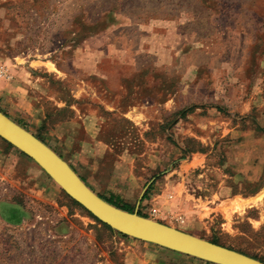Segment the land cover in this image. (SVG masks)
<instances>
[{
    "label": "rangeland",
    "instance_id": "obj_1",
    "mask_svg": "<svg viewBox=\"0 0 264 264\" xmlns=\"http://www.w3.org/2000/svg\"><path fill=\"white\" fill-rule=\"evenodd\" d=\"M0 69L96 196L264 261V0H0ZM116 233L0 140V264H211Z\"/></svg>",
    "mask_w": 264,
    "mask_h": 264
},
{
    "label": "water",
    "instance_id": "obj_2",
    "mask_svg": "<svg viewBox=\"0 0 264 264\" xmlns=\"http://www.w3.org/2000/svg\"><path fill=\"white\" fill-rule=\"evenodd\" d=\"M0 139L31 159L61 191L111 230L211 264H264L183 231L120 210L96 196L48 146L0 112Z\"/></svg>",
    "mask_w": 264,
    "mask_h": 264
},
{
    "label": "trees",
    "instance_id": "obj_3",
    "mask_svg": "<svg viewBox=\"0 0 264 264\" xmlns=\"http://www.w3.org/2000/svg\"><path fill=\"white\" fill-rule=\"evenodd\" d=\"M34 137L37 138L36 136H34ZM37 139L39 140V138H37ZM0 140H1V142H3V144H5L7 147H9V148H13L11 145H9L8 143H6V142L3 141L2 139H0ZM70 168H71V167H70ZM71 169H72V168H71ZM79 179H80V178H79ZM80 180H81V179H80ZM81 181H82V180H81ZM82 182H83V181H82ZM98 197H99V196H98ZM99 198L102 199L101 197H99ZM143 198H144V195H143ZM143 198H141V200H142ZM102 200L105 201L106 203H108V204H110V205H112V206H114V207L120 209V210L126 211V212H128V213H132V212H133V210L130 209V208H127V207H124V206H117L116 204L110 202L109 200H104V199H102ZM72 202H73L75 205L81 207L80 205H78L77 203H75L73 200H72ZM81 208H82V207H81ZM87 213H88V212H87ZM88 214H89V213H88ZM137 215L142 216V217L145 218V216H143L142 214H140V213H138V212H137ZM11 216H14V215H11ZM89 216L92 217L90 214H89ZM10 218H11V220L13 219V217H10ZM92 218H93L97 223H99L100 225H102L105 229H107L109 232H112V230H111L109 227H107L106 225L100 223V222H99L98 220H96L94 217H92ZM116 234H118L119 236H121V237H123V238H127V236L121 235V234H119V233H116ZM208 242H210V243H212V244H215V245H219V244H217L216 242H212V241H208ZM219 246H221V245H219ZM222 247H223V246H222ZM225 248L231 250V248H229V247H225ZM233 251L238 252V253H241V252H239L238 250H233ZM241 254H242V253H241ZM243 255H245V254H243ZM245 256H248V255H245ZM248 257L253 258V259H255V260H258V261L264 263V261H262V260H260V259H258V258H256V257H254V256H248ZM205 263H207V262H205Z\"/></svg>",
    "mask_w": 264,
    "mask_h": 264
},
{
    "label": "crops",
    "instance_id": "obj_4",
    "mask_svg": "<svg viewBox=\"0 0 264 264\" xmlns=\"http://www.w3.org/2000/svg\"><path fill=\"white\" fill-rule=\"evenodd\" d=\"M76 173V172H75ZM77 174V173H76ZM92 191V190H91ZM153 195H154V197H155V199L158 197V194L157 193H155V194H151V203H153V200H155V199H153ZM140 204V206H143V202H140L139 203ZM136 209H137V207H136ZM17 214V213H16ZM186 221V220H185ZM157 257H156V255H153V259H156ZM188 258V257H187ZM159 261V260H158ZM169 258H166V260L164 261L163 259H161V261L160 262H162V264H169ZM190 262V261H189ZM196 262V261H195ZM195 262H191V264H197V263H195ZM198 264H202V263H198ZM204 264V263H203Z\"/></svg>",
    "mask_w": 264,
    "mask_h": 264
},
{
    "label": "built area",
    "instance_id": "obj_5",
    "mask_svg": "<svg viewBox=\"0 0 264 264\" xmlns=\"http://www.w3.org/2000/svg\"><path fill=\"white\" fill-rule=\"evenodd\" d=\"M3 71L0 69V77L2 76ZM37 220H40L39 217L36 218ZM177 220V219H176Z\"/></svg>",
    "mask_w": 264,
    "mask_h": 264
},
{
    "label": "bare ground",
    "instance_id": "obj_6",
    "mask_svg": "<svg viewBox=\"0 0 264 264\" xmlns=\"http://www.w3.org/2000/svg\"><path fill=\"white\" fill-rule=\"evenodd\" d=\"M256 201H257L256 199L253 200V202H256Z\"/></svg>",
    "mask_w": 264,
    "mask_h": 264
}]
</instances>
